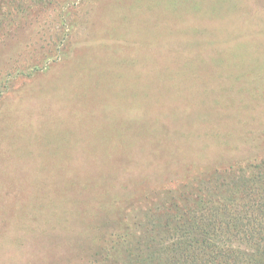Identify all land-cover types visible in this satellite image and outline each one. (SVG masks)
I'll return each instance as SVG.
<instances>
[{
  "label": "rangeland",
  "instance_id": "374dc122",
  "mask_svg": "<svg viewBox=\"0 0 264 264\" xmlns=\"http://www.w3.org/2000/svg\"><path fill=\"white\" fill-rule=\"evenodd\" d=\"M36 1L0 2V264H95L190 179L172 137L264 154V0Z\"/></svg>",
  "mask_w": 264,
  "mask_h": 264
},
{
  "label": "trees",
  "instance_id": "16d2710c",
  "mask_svg": "<svg viewBox=\"0 0 264 264\" xmlns=\"http://www.w3.org/2000/svg\"><path fill=\"white\" fill-rule=\"evenodd\" d=\"M42 68L35 63L26 70ZM15 70L25 72V67ZM180 136L164 146L166 164L176 166L166 173L182 170L190 179L162 189L166 198L155 204L157 217L149 212L132 227L106 235L107 247L101 244L94 251L95 264H264V154L243 153L244 145L259 150V142L254 137L222 139L216 142L219 150L205 154L194 151V140Z\"/></svg>",
  "mask_w": 264,
  "mask_h": 264
}]
</instances>
